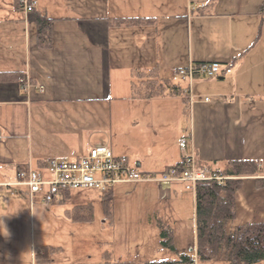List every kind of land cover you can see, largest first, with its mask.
<instances>
[{
    "label": "crops",
    "instance_id": "1",
    "mask_svg": "<svg viewBox=\"0 0 264 264\" xmlns=\"http://www.w3.org/2000/svg\"><path fill=\"white\" fill-rule=\"evenodd\" d=\"M262 1L36 0L31 12L24 9L0 17V70L23 73L21 79L0 82V188L7 191L3 202L12 195L20 197L17 192L29 196L25 188L5 185L20 168L38 167L51 156L78 157L99 143L108 144L116 155L126 156L142 169L161 170L183 161L179 139L186 136L201 162L222 167L230 159H254L261 168L258 176H264ZM205 4L209 11L198 13ZM35 11L53 18L49 47L38 44ZM123 16H151L155 22L110 20ZM212 60L230 65L232 71L197 77L189 99L184 94L132 96L135 68L156 67L161 76L184 86L177 68L190 61ZM25 80L31 83L27 90ZM246 183L252 184L251 190L247 187V201L264 210V187H257L253 176L244 178L242 187ZM126 184L152 191L159 203L175 200L185 187L179 181L168 189L155 181L119 183L112 195ZM34 197L29 196L31 202ZM193 198L192 241L176 247L195 254V193ZM54 201L62 202L59 197ZM87 201L91 200L75 204ZM112 207L106 213L110 218ZM26 219L16 209L0 210V264H25L19 252L12 257L10 247L19 244L13 230L18 222L20 240L26 230L35 237V218L23 226ZM254 220L263 221V213L243 223ZM173 230L175 241L177 229Z\"/></svg>",
    "mask_w": 264,
    "mask_h": 264
},
{
    "label": "rangeland",
    "instance_id": "2",
    "mask_svg": "<svg viewBox=\"0 0 264 264\" xmlns=\"http://www.w3.org/2000/svg\"><path fill=\"white\" fill-rule=\"evenodd\" d=\"M0 4V11H3L0 17L7 13L24 10L22 7H16L14 0H1ZM137 185L126 184V187L121 185L122 191L112 196L111 207L112 204L113 207L110 216L113 218L107 216L110 213L104 212L101 193L98 189H72L65 201L47 203L43 200L41 193L36 194L31 202L28 195H21L18 192L16 194L20 197L12 195L9 202H3L2 194L7 191L1 192L2 188H0V210L16 209L20 215L27 217L23 226L35 218V237L26 230L25 238L20 240V224L18 222L14 225L13 230L18 235L19 244L10 247L12 257L17 258V252H19L18 258H24L25 264H41L34 260L35 254L48 249L47 264H104L105 250L112 252L118 259L176 258V251L161 244L157 222L160 220L177 229V238L173 242L175 246L184 247L190 243L193 237L194 191L185 187L181 188L178 198L172 201L160 200L159 203L155 193L144 188L135 189ZM242 185L243 182L240 188ZM250 186H252L251 183H246L241 189L239 188V214L227 223L228 229L235 225H242L243 219H251L256 213L260 212L264 215V210H258V207H253L250 201H247L246 191L251 190ZM4 188L8 189L7 186ZM87 199L94 205L92 220L74 221L62 212L65 207ZM186 251L194 256V250ZM138 253H142V256H138ZM198 264H226V262L218 257L198 261Z\"/></svg>",
    "mask_w": 264,
    "mask_h": 264
},
{
    "label": "trees",
    "instance_id": "3",
    "mask_svg": "<svg viewBox=\"0 0 264 264\" xmlns=\"http://www.w3.org/2000/svg\"><path fill=\"white\" fill-rule=\"evenodd\" d=\"M216 0H209V4ZM18 7L20 0H16ZM207 5V6H206ZM35 9V7H34ZM208 4L198 8V13H207ZM259 12L264 15V0L260 4ZM37 25L38 44L41 47L51 45L52 17L34 13ZM111 22L121 24H150L155 22L151 16H123L110 18ZM262 25V24H261ZM260 26L256 38L260 37ZM244 51L240 53L243 54ZM133 75L137 79L131 80L132 96L137 98H152L184 94L190 97L179 82L171 77L161 76L156 67L146 69L135 68ZM20 70H0V82L21 79ZM223 172L228 177L220 182L216 179L198 180L195 187V226H196V255L199 261L221 257L228 264H264V220L248 221L242 225H235L230 229L227 223L237 214V191L244 178L253 176L257 187H264V176L261 174L259 163L254 159L234 158L222 165ZM112 187L101 192L104 210L110 213L112 201ZM71 189H62L57 197L65 201ZM56 197V198H57ZM56 198L54 200H56ZM64 214L74 221H90L94 217L92 201L74 204L64 208ZM160 242L164 247L176 251V258L169 259H132L121 260L109 251L103 252L104 264H188L192 256L177 249L174 242V230L164 222L158 220ZM48 249L35 254V260L47 263Z\"/></svg>",
    "mask_w": 264,
    "mask_h": 264
},
{
    "label": "built area",
    "instance_id": "4",
    "mask_svg": "<svg viewBox=\"0 0 264 264\" xmlns=\"http://www.w3.org/2000/svg\"><path fill=\"white\" fill-rule=\"evenodd\" d=\"M35 4L36 0H20V5L27 12L32 11ZM231 71L230 65L218 60L190 61L188 65L176 69L189 97H192V86L197 77H216ZM25 82L24 88L27 90L31 83L28 80ZM39 87L42 89L43 85ZM209 98L206 96V100ZM189 144L187 137L180 138L179 145L185 152L181 163L165 166L161 170H146L132 165L126 156L115 155L109 145L99 143L78 157L51 156L42 160L38 167H22L16 172L15 179L5 182V185L25 188L31 198L41 193L43 200L51 203L66 188L105 191L122 182L156 181L168 189L173 182L180 181L187 188L195 190L198 180L216 179L223 182L228 177L221 167L199 161L194 145ZM188 264H198L197 255Z\"/></svg>",
    "mask_w": 264,
    "mask_h": 264
}]
</instances>
